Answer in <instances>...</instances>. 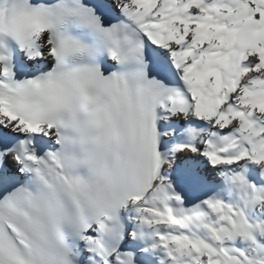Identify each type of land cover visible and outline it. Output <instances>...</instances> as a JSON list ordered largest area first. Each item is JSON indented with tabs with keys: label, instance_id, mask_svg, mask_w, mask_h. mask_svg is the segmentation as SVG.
Instances as JSON below:
<instances>
[{
	"label": "snow or ice",
	"instance_id": "obj_1",
	"mask_svg": "<svg viewBox=\"0 0 264 264\" xmlns=\"http://www.w3.org/2000/svg\"><path fill=\"white\" fill-rule=\"evenodd\" d=\"M0 264H264V0H0Z\"/></svg>",
	"mask_w": 264,
	"mask_h": 264
}]
</instances>
